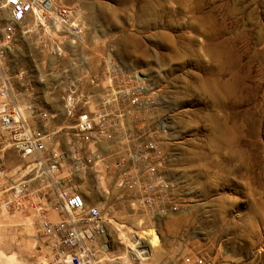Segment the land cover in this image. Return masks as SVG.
Listing matches in <instances>:
<instances>
[{"label":"rangeland","instance_id":"374dc122","mask_svg":"<svg viewBox=\"0 0 264 264\" xmlns=\"http://www.w3.org/2000/svg\"><path fill=\"white\" fill-rule=\"evenodd\" d=\"M63 4L85 13L82 54L94 70L112 57L120 68L144 73L166 99L162 129L173 156L161 183L174 184L179 211L141 225L143 216L123 204L113 214L116 227L157 230L150 264H264V0ZM30 66L37 65L18 59L16 72L22 69L27 88L39 93V73L31 76ZM54 92L47 85V94ZM6 158L12 176L23 162L12 152ZM109 233L111 257L124 264L128 241L110 225ZM46 248L30 213L0 207V264H39Z\"/></svg>","mask_w":264,"mask_h":264},{"label":"built area","instance_id":"2783aa9c","mask_svg":"<svg viewBox=\"0 0 264 264\" xmlns=\"http://www.w3.org/2000/svg\"><path fill=\"white\" fill-rule=\"evenodd\" d=\"M63 1L0 0V207L38 221L47 247L39 264H115L116 208L141 214V225L179 211L174 184L160 183L173 156L166 99L112 57L94 70L82 54L85 13ZM18 59L37 65L39 93L16 72ZM8 152L23 162L12 176ZM127 238L124 264H150V241Z\"/></svg>","mask_w":264,"mask_h":264},{"label":"bare ground","instance_id":"6f19581e","mask_svg":"<svg viewBox=\"0 0 264 264\" xmlns=\"http://www.w3.org/2000/svg\"><path fill=\"white\" fill-rule=\"evenodd\" d=\"M59 1L62 2V0H59ZM161 180H164V178L160 175V183H161ZM101 203H103V202H101ZM118 228L121 230L122 239H124V241L128 240L127 235H130L132 232L129 229H127L126 227L118 226ZM135 233L139 237H142V238L144 237V238L150 240V243H151L153 250L160 246V238L158 237V234L153 229H149L148 231H142V232H138V233L135 232Z\"/></svg>","mask_w":264,"mask_h":264},{"label":"snow or ice","instance_id":"6c2138e0","mask_svg":"<svg viewBox=\"0 0 264 264\" xmlns=\"http://www.w3.org/2000/svg\"><path fill=\"white\" fill-rule=\"evenodd\" d=\"M16 2V0H13V3H15Z\"/></svg>","mask_w":264,"mask_h":264},{"label":"crops","instance_id":"0c3cea01","mask_svg":"<svg viewBox=\"0 0 264 264\" xmlns=\"http://www.w3.org/2000/svg\"><path fill=\"white\" fill-rule=\"evenodd\" d=\"M49 94H51V93H49Z\"/></svg>","mask_w":264,"mask_h":264}]
</instances>
